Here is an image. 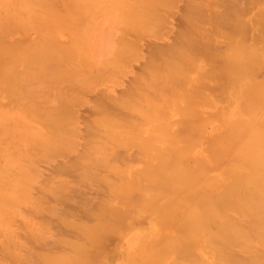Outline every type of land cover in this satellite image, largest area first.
Returning a JSON list of instances; mask_svg holds the SVG:
<instances>
[{
    "label": "bare ground",
    "instance_id": "bare-ground-1",
    "mask_svg": "<svg viewBox=\"0 0 264 264\" xmlns=\"http://www.w3.org/2000/svg\"><path fill=\"white\" fill-rule=\"evenodd\" d=\"M0 264H264V0H0Z\"/></svg>",
    "mask_w": 264,
    "mask_h": 264
}]
</instances>
